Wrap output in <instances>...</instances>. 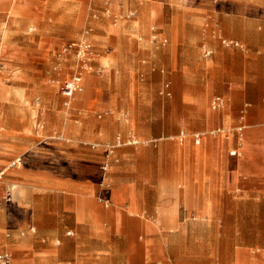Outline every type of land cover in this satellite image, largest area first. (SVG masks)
<instances>
[{
    "label": "crops",
    "instance_id": "obj_1",
    "mask_svg": "<svg viewBox=\"0 0 264 264\" xmlns=\"http://www.w3.org/2000/svg\"><path fill=\"white\" fill-rule=\"evenodd\" d=\"M71 5L54 18L69 34L38 49L89 40L86 82L70 109L46 110L0 151L80 166L7 184L31 218L8 237L0 207V252L11 264H264V0Z\"/></svg>",
    "mask_w": 264,
    "mask_h": 264
},
{
    "label": "rangeland",
    "instance_id": "obj_2",
    "mask_svg": "<svg viewBox=\"0 0 264 264\" xmlns=\"http://www.w3.org/2000/svg\"><path fill=\"white\" fill-rule=\"evenodd\" d=\"M10 1L0 0V77L4 75L5 78H0V96L9 91L15 93L16 98L0 102V146L8 142H20L21 137L18 135L21 130L29 124H41L42 120L38 117L46 110L49 113L53 109H70L76 93L82 89L86 79L82 74L81 86L71 97L64 92L66 84L73 76H80L81 72L90 67L97 54L93 44L85 38L61 44L52 51L51 56L44 55L38 49V44L45 43L49 37L69 34V21L54 18L65 12L70 16L71 0H12L11 3L21 12L20 16L23 15L15 19L10 18L8 13ZM13 12L19 13L16 10ZM98 14L97 11H92L91 16ZM89 43L92 46L84 61L78 55L80 45ZM14 59L20 61L19 67H11ZM66 69L67 73H60ZM13 70L14 73H19L18 76L7 79L8 74L12 76ZM32 111L35 112V117L31 116ZM39 155L38 149L25 155L9 157L0 151V171L5 172L0 177V207L4 206L9 215L10 229L6 230V234H10L8 237L14 235L13 226L24 225L31 218L30 212L20 209L13 201L8 183H20L24 174L34 171L31 173L36 175L40 167L68 171L78 170L80 166L64 157L47 158L40 163ZM17 157H21V160L8 166ZM68 231L72 234L71 230Z\"/></svg>",
    "mask_w": 264,
    "mask_h": 264
},
{
    "label": "built area",
    "instance_id": "obj_3",
    "mask_svg": "<svg viewBox=\"0 0 264 264\" xmlns=\"http://www.w3.org/2000/svg\"><path fill=\"white\" fill-rule=\"evenodd\" d=\"M133 14V13H131ZM223 42L227 45H239V42L238 41H235V40H232V39H227V38H223ZM91 44H83V45H80V49H79V57H81L84 61L86 60V55L89 54L90 52V49L91 48ZM83 47V49H82ZM65 50H67V48H65ZM82 53V55H81ZM209 53V52H208ZM78 88V87H77ZM76 86H74L72 83L70 82H67L66 84V88H65V94L68 96V97H71L75 90L77 89ZM222 102V99L221 97H216L214 100H213V106L214 107H217L221 104ZM198 136V135H197ZM198 138V141H199V136L197 137ZM231 154H237V150H232L231 151ZM11 261H12V253L9 251V250H4V251H1L0 252V264H11Z\"/></svg>",
    "mask_w": 264,
    "mask_h": 264
},
{
    "label": "bare ground",
    "instance_id": "obj_4",
    "mask_svg": "<svg viewBox=\"0 0 264 264\" xmlns=\"http://www.w3.org/2000/svg\"><path fill=\"white\" fill-rule=\"evenodd\" d=\"M81 55H82V53H81ZM82 74L83 73L81 72V75L80 76L79 75L73 76V78L70 79V81H68V82L72 83L74 86H76V88L77 87H80L81 86V81H82ZM134 140L137 141V138L134 139ZM195 141L198 142V138L197 137L195 138ZM17 161H18V159H16L15 161H13L12 162V165L16 164ZM3 174H4V170L3 171H0V177H2Z\"/></svg>",
    "mask_w": 264,
    "mask_h": 264
}]
</instances>
